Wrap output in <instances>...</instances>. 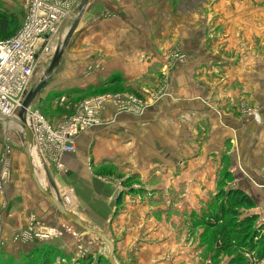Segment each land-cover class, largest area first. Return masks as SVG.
Returning <instances> with one entry per match:
<instances>
[{
	"label": "crops",
	"instance_id": "crops-1",
	"mask_svg": "<svg viewBox=\"0 0 264 264\" xmlns=\"http://www.w3.org/2000/svg\"><path fill=\"white\" fill-rule=\"evenodd\" d=\"M191 1L176 7L172 0H89L60 71L70 93L119 85L148 103L136 115L109 102L102 125L81 134L73 153L46 160L60 197L71 200L68 208L118 247L134 241L145 264H195L191 255L201 249L184 237L183 221L212 201L224 175V188L250 196L255 208L246 214L264 225V161L253 163L259 142L250 136L264 132V121L256 119L249 133L255 118L244 115L264 101V78L258 86L255 78V41L264 43V24L250 0L246 9L220 10L221 35L210 46L214 15L209 20L206 5L195 9ZM73 15L72 9L62 30ZM217 44L222 52L213 51ZM0 128V170L6 163L10 173L0 191V238L16 253L62 218L43 194L48 181L38 156L31 166L15 123L0 119ZM13 129L18 140L11 142L6 133ZM23 233L32 239L14 242Z\"/></svg>",
	"mask_w": 264,
	"mask_h": 264
},
{
	"label": "rangeland",
	"instance_id": "rangeland-1",
	"mask_svg": "<svg viewBox=\"0 0 264 264\" xmlns=\"http://www.w3.org/2000/svg\"><path fill=\"white\" fill-rule=\"evenodd\" d=\"M181 1L182 0H172V4L178 7ZM199 1L201 2L200 5L196 4L199 3L196 2V0L191 1L192 4H195L196 7L195 9L201 8L202 5H206V8L209 11V15L207 18L210 20L209 16L211 14L214 15L213 17H211L210 20L211 25L207 24L210 27L208 28L209 35L207 40L208 42L212 41V43L210 44L211 46L214 45L215 43L213 42V40L219 38L222 31V27L219 25L220 23L219 24L215 23L216 19L218 18L216 14L219 15L220 10L223 9L229 10L232 8L237 9L240 7L246 9L248 8L247 3L249 0H199ZM79 2L80 0L74 1L73 6L71 7L73 9V13L76 12V8ZM249 2L252 3L254 2L253 5H250V7L255 8L257 13H259L256 16L257 17L256 20H258L260 24H264V11H263L264 0H250ZM213 9L215 10V12ZM0 12L21 13L19 27L15 31V33H13V35L10 36L13 37L16 34V32L19 30L24 17V12L22 10V7L20 6L17 0H0ZM223 14H224V19L228 20L225 16L226 13ZM72 19L70 20V24L72 23ZM70 24L69 26L66 24L67 27L64 26V30L60 28L58 33L50 40L51 43L50 50L48 51L46 56H44L43 60L40 62L39 69L35 73L34 86L38 83L43 73L45 72L48 66V62L55 53V50H57L60 44L63 42V39L65 38L66 33L69 30ZM224 27L225 24L223 25V28ZM227 28L228 27H226V29ZM258 30L260 29H257V32ZM2 39H7V38L1 37L0 40ZM219 43L221 44V42ZM220 44H217L216 50L213 51L222 52L223 51L222 48L224 46L223 44L225 43L222 44L223 46ZM255 44H256V52H255L256 77L255 78L258 86L259 80L264 78V48H263L264 43L256 40ZM67 50L68 49L64 51L59 63L57 64V67H55V69L52 71L50 75V79L46 82L45 88L42 90L41 94L43 95V99H42L43 103H38L35 106L33 105L32 107L36 109L38 113L41 114L47 121L52 123V121H54L55 119L57 120L68 117L74 113L75 107L78 104L90 98L99 97V96H106V95L112 96L119 94L133 96L141 100L144 106L148 105L146 100H144V98L139 97V94H136V90H134V88L132 87L128 89L127 93H124L123 86H119V85L112 87L111 89L109 88L104 90L88 89L89 91H83L86 93H82V92L70 93L72 92V90L70 91V89H68L70 81L65 80L64 82H62V80H60V71L62 69V66L64 65V61L66 62L67 60V54H68ZM176 51H177L176 53L175 50L171 51L170 53L172 55H176L178 59H181L182 56L180 55L181 52L179 50ZM66 66L67 65L65 64L64 67ZM148 78L150 79L149 81L146 82L148 83V85L151 86L152 84H155V80H156L155 78L145 77V80ZM136 88L137 90H140V88L138 87ZM260 88L263 89L262 87ZM121 92H123V94ZM257 92H259L258 89ZM255 106L257 113L256 111L255 112L249 111L244 113V115H247V117H251V118L254 117L255 119H257L258 122L264 121V114L261 116V114L258 113V111L261 110V108L264 106V101L262 103L256 104ZM123 112L130 113L129 110H123ZM131 113L136 114L135 112H131ZM25 119H28L29 123H31L32 125V119L30 114H26L24 120ZM0 130L3 131L2 128H0ZM6 134H9L8 136L10 137L11 142H13L12 140L15 141L18 140L17 133L14 129ZM250 136L254 137L256 142H259L256 146L257 149L255 150L253 157L254 160L253 163L259 164L260 160L264 161V142H263L264 132L261 135L256 133ZM250 165H252L253 167V164L251 162ZM222 181L223 180L221 179V182ZM46 185L47 188L46 191L45 190L44 191L47 192L48 194H51V189L49 184L46 183ZM222 187L223 186L219 185L216 194H214L212 197V201L211 202L209 201V203L203 209L200 210V213H197L196 211H192V213L189 214L187 218H185L183 221L185 222V226L182 228L181 226H179V228H181V232L184 233V237H186V239L188 238L192 239L191 246L195 245V247L193 246L192 249L195 248L201 249L200 254L193 253L191 255L192 260L195 262V264H264V257H258L257 249L253 253H249L243 250V248L238 247L237 244H235L238 238V236L234 237L235 231H233L235 230L234 222H236V219H231L230 217L227 216L223 219V221H221L219 219L220 216L219 213L217 217H215L216 212H218L217 208L219 206V199H220V196L217 193ZM224 190L226 191L227 189ZM65 206L68 210L71 211V209L68 208L66 204ZM249 211L250 210L242 212V217L246 216L247 215L246 213ZM59 216L60 218H62L61 219L62 222L60 224L63 226L69 225L70 227H72L77 232L78 235L77 237H72L66 233H63L62 237H51L48 240L36 239V241L33 242V245H31L29 249L27 248L26 250L16 251V253H13L11 251V249L13 250L15 249L12 247L11 242L1 241L0 264H110L108 261L109 248L101 239L96 238L90 234L83 235V231H81L78 227H76L69 220L64 218L61 214H59ZM79 218L82 219L81 217ZM223 224L227 226L225 227V230L223 232L224 236L221 237V235L218 234L220 233ZM61 225H57V227L60 228ZM253 225L258 235L261 234L264 235V225H259L257 224V222H255ZM46 230L42 232H46ZM102 232L113 243L114 246L113 260L115 261L116 264H145L147 262L143 259L141 255H138L136 253V248L138 247L137 246L138 244L134 243V241L126 244V241L123 240V248L118 247L117 246L119 242L118 240H111L107 232L104 231ZM118 237L119 234H117V238ZM124 238L125 235H123V239ZM36 242L40 243L41 245L43 243L48 244V246L52 249L50 251L51 254L49 255V257L40 256L41 255L40 253L34 254L32 252L33 248H35ZM223 243L226 244L225 245L226 247H224L225 249H223L222 252L219 247H221Z\"/></svg>",
	"mask_w": 264,
	"mask_h": 264
},
{
	"label": "built area",
	"instance_id": "built-area-1",
	"mask_svg": "<svg viewBox=\"0 0 264 264\" xmlns=\"http://www.w3.org/2000/svg\"><path fill=\"white\" fill-rule=\"evenodd\" d=\"M17 1L24 12L21 26L13 37L0 40V116L4 118H16L25 97L34 86L40 62L50 50V40L69 16L75 0ZM109 102L116 106L118 113L129 110L140 115L146 107L133 96H99L81 102L72 115L55 125L31 108L27 114L31 115L34 140L44 159H58L63 154L73 153L75 141L81 134L102 125L100 112ZM8 179L9 167L4 163L0 170V191ZM61 200L64 205L71 203L66 195ZM47 230L35 233L34 239L48 240L51 237H62L63 233L78 236L69 225ZM31 239V235L23 233L15 237L14 242L24 243Z\"/></svg>",
	"mask_w": 264,
	"mask_h": 264
},
{
	"label": "water",
	"instance_id": "water-1",
	"mask_svg": "<svg viewBox=\"0 0 264 264\" xmlns=\"http://www.w3.org/2000/svg\"><path fill=\"white\" fill-rule=\"evenodd\" d=\"M88 1L89 0H80V2L78 3L76 12L73 15L72 23L70 24L69 30L66 33V36L63 39V42L60 44L58 49L55 50V53L49 60L48 66L45 72L43 73L42 77L38 81V83L28 92L16 118H4L0 116V119H3L7 122L15 123L23 151L26 157L28 158V161L31 166H33L34 164V158L31 155L30 148H34L36 150V154L40 160L44 174L47 178L48 184L51 189V194H48L47 192L43 191V194L47 197L50 204L56 209V211L59 214H61L64 218L69 220L72 224H74L81 231H83V235L90 234L96 238L101 239L109 248V253H108L109 263L116 264L115 261L113 260V253H114L113 243L105 236V234L102 231L98 230L97 228L93 226L87 225L85 222H83L82 219H80L72 211L68 210L66 206L63 204L61 197L58 193V190L56 189V185H55L53 176L51 174V171L49 169V166L46 160L44 159L37 143L35 142L34 138L31 136V134L26 130L25 124H24L25 115L27 114L28 111H30L33 104L35 103L37 98L40 96L42 90L45 88L46 82L50 79V77H48V74L53 69V67L59 63L64 51L66 50L71 40V37L73 36L74 32L76 31L78 27L81 17L88 5ZM255 126H256V119L251 122L248 132L253 133Z\"/></svg>",
	"mask_w": 264,
	"mask_h": 264
},
{
	"label": "trees",
	"instance_id": "trees-1",
	"mask_svg": "<svg viewBox=\"0 0 264 264\" xmlns=\"http://www.w3.org/2000/svg\"><path fill=\"white\" fill-rule=\"evenodd\" d=\"M20 17L21 13L0 12V38L5 37L8 39V37L15 33L19 27ZM228 179L229 176L224 175L222 178L223 181H220V185L223 187L217 193L220 196V199L219 206L217 208L218 212H216L215 217H217L219 213V219L221 221H223V219L227 216L231 219H236V222H234L235 230L233 231H235L234 237L238 236V238L235 244L249 253H253L257 249L258 257H264V235H258L253 225L257 220V216L246 215L242 217V212L255 208V203L250 196L240 189H228L225 191L224 186ZM226 226L227 225L223 224V227L218 234L221 235V237L224 236L223 232ZM225 245L226 244L223 243V245L219 247L222 252L223 249H225L224 247H226ZM51 250L52 249L47 243H43L41 245L36 242L35 248H33L32 252L34 254L40 253V256L49 257Z\"/></svg>",
	"mask_w": 264,
	"mask_h": 264
},
{
	"label": "bare ground",
	"instance_id": "bare-ground-1",
	"mask_svg": "<svg viewBox=\"0 0 264 264\" xmlns=\"http://www.w3.org/2000/svg\"><path fill=\"white\" fill-rule=\"evenodd\" d=\"M55 67H57V65L53 67V69H52V70L50 71V73L48 74V77H50V75H51L52 71L55 69ZM28 114H29V113H28ZM26 118H27V117H26ZM31 119H32V118H31ZM24 124H25V128H26V130H27V131L31 134V136L34 138V135H33V123H32V125H31V123H29L28 119H25V120H24ZM29 128H30V129H29ZM30 152H31L32 156H34L33 158L36 159L35 156H37V154H36V151L34 150V148H33L32 151L30 150Z\"/></svg>",
	"mask_w": 264,
	"mask_h": 264
}]
</instances>
